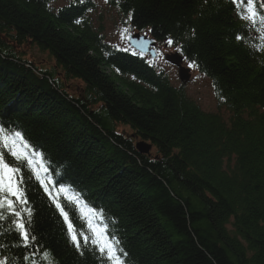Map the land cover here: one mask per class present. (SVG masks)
<instances>
[{"label": "trees", "instance_id": "trees-1", "mask_svg": "<svg viewBox=\"0 0 264 264\" xmlns=\"http://www.w3.org/2000/svg\"><path fill=\"white\" fill-rule=\"evenodd\" d=\"M52 1L0 0V124L44 154L40 179L61 169L83 204L103 210L95 224L124 264H264V32L241 18L248 5L108 0L131 29L171 38L208 79L217 101L207 111L147 60L109 48L86 2L53 10ZM18 175L27 203L9 197L20 217L0 210V257L111 264L85 244L93 234L72 203L48 196L29 168ZM29 219L36 239L25 247L14 221Z\"/></svg>", "mask_w": 264, "mask_h": 264}, {"label": "snow or ice", "instance_id": "snow-or-ice-1", "mask_svg": "<svg viewBox=\"0 0 264 264\" xmlns=\"http://www.w3.org/2000/svg\"><path fill=\"white\" fill-rule=\"evenodd\" d=\"M105 2H107V0H105ZM243 2L248 5V8L247 14L243 15L241 18L255 24L258 10L253 6L254 0H243ZM129 16L131 17V14H129ZM76 23H80V21L77 20ZM260 23L264 24V15H260ZM124 31H127V29ZM237 38L241 39L239 36ZM173 43L174 41L171 38L167 40V44L172 45ZM9 154L15 158L14 161L6 159ZM43 160L44 154L34 150V146L31 145L20 132L6 128L0 124V210L10 211L15 217L21 216V213L15 209L14 204L16 201L27 203L26 190L20 187L24 180L23 177L18 175L22 168H29L36 176L37 180H40L42 186L45 187V191H48L45 181L40 179V172L42 170L47 172V168H42V166L38 165V161ZM14 163H16L17 166L13 167L12 165ZM60 191H66V188L61 186ZM9 197H15L16 201L9 199ZM57 207L61 209L62 214L67 220L68 213L64 211L63 207H61L59 203H57ZM27 211L29 217H31L32 210L27 209ZM82 211L84 210L82 209ZM93 212H99V214L103 216V210H97L90 207H88L87 211L84 212V214L88 217V227L93 234L92 237H88L87 235L84 236L85 244L89 239H91L92 243L98 247L101 254L107 256V259L111 261V264H124L121 258L123 252L122 250L116 248V243H118V241H111L110 239L104 238L105 229L98 228L92 222L94 219L92 216ZM2 218H4V214L3 211H0V219ZM14 223L17 231L19 232L21 242L25 247H27L31 241L36 239L35 236L30 234L27 228V224L31 223V220L29 219L27 223L17 220L14 221ZM69 226L71 228V225ZM72 239L76 244V247L79 249L81 245L76 233H73ZM24 259L26 260L27 257H24ZM0 264H17V262L14 258L2 256L0 257Z\"/></svg>", "mask_w": 264, "mask_h": 264}, {"label": "rangeland", "instance_id": "rangeland-1", "mask_svg": "<svg viewBox=\"0 0 264 264\" xmlns=\"http://www.w3.org/2000/svg\"><path fill=\"white\" fill-rule=\"evenodd\" d=\"M93 1L95 2V7L91 9L93 11L92 19L94 23L99 22L102 24L104 28L102 33L104 36V41L111 45H115L118 48L127 47L125 38L129 32L124 31L127 29V26H123L120 23V19L117 18L116 13L114 10H112L113 8L109 7L108 4H105L104 0ZM65 3L66 0H59L58 2L53 3V5H63ZM164 47L159 49L154 64L160 67V69H162V71L167 74L172 84L179 85L182 82L178 80L177 68L168 64L164 60V56L166 54L173 53L174 49L170 47L166 48V45H164ZM30 49L35 54V60L40 61L41 59H44V57L47 58V53H41L36 47L30 46ZM182 85L184 86L187 95H189V97H191L202 109L207 111H212L215 109L216 99L213 96L209 81L204 76L198 75L196 72L191 70L189 79Z\"/></svg>", "mask_w": 264, "mask_h": 264}, {"label": "bare ground", "instance_id": "bare-ground-1", "mask_svg": "<svg viewBox=\"0 0 264 264\" xmlns=\"http://www.w3.org/2000/svg\"><path fill=\"white\" fill-rule=\"evenodd\" d=\"M82 2H86L89 6L90 5H92V3H93V1L92 0H82ZM21 51L24 53V52H27L26 53V56L28 57V55L27 54H30L32 57H34L35 56V54L31 51V49H30V46H27V45H25V46H23L22 48H21ZM25 57V56H24Z\"/></svg>", "mask_w": 264, "mask_h": 264}, {"label": "water", "instance_id": "water-1", "mask_svg": "<svg viewBox=\"0 0 264 264\" xmlns=\"http://www.w3.org/2000/svg\"><path fill=\"white\" fill-rule=\"evenodd\" d=\"M141 40H143L146 44H149V42L147 40H144V39H141ZM136 147H137L138 151L141 153L147 152L149 150V146L144 144V143H141V142L137 143Z\"/></svg>", "mask_w": 264, "mask_h": 264}]
</instances>
